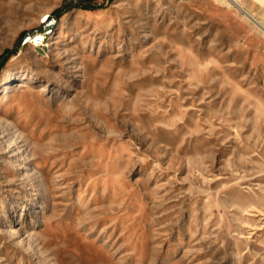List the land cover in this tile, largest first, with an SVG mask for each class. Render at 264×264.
<instances>
[{
  "label": "rangeland",
  "instance_id": "1",
  "mask_svg": "<svg viewBox=\"0 0 264 264\" xmlns=\"http://www.w3.org/2000/svg\"><path fill=\"white\" fill-rule=\"evenodd\" d=\"M0 0V264H264V0Z\"/></svg>",
  "mask_w": 264,
  "mask_h": 264
},
{
  "label": "trees",
  "instance_id": "2",
  "mask_svg": "<svg viewBox=\"0 0 264 264\" xmlns=\"http://www.w3.org/2000/svg\"><path fill=\"white\" fill-rule=\"evenodd\" d=\"M87 1H90V0H81V1H78L77 3L73 4V3H69L68 5H66V8L71 10L73 8H76V9H81V10H95L97 9L96 7L92 6H87V4L85 2ZM1 64L0 63V67H1Z\"/></svg>",
  "mask_w": 264,
  "mask_h": 264
}]
</instances>
